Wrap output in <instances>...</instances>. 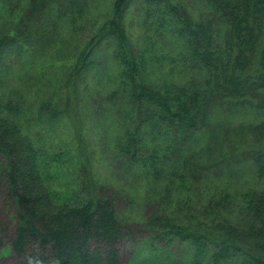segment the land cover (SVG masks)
Instances as JSON below:
<instances>
[{
	"label": "trees",
	"instance_id": "16d2710c",
	"mask_svg": "<svg viewBox=\"0 0 264 264\" xmlns=\"http://www.w3.org/2000/svg\"><path fill=\"white\" fill-rule=\"evenodd\" d=\"M4 189L20 264H264V0H0Z\"/></svg>",
	"mask_w": 264,
	"mask_h": 264
},
{
	"label": "rangeland",
	"instance_id": "374dc122",
	"mask_svg": "<svg viewBox=\"0 0 264 264\" xmlns=\"http://www.w3.org/2000/svg\"><path fill=\"white\" fill-rule=\"evenodd\" d=\"M127 24L132 27L133 30H136L138 27L137 23L134 21V19H129L127 21ZM129 29V28H128ZM138 29V28H137ZM131 31V30H130ZM132 32V31H131ZM161 72V70H160ZM252 121L254 120V117L249 113H237V115H234L233 121ZM66 131L73 133V130L70 127L69 122H66ZM21 168L24 170V167L21 166ZM4 192L0 194V223L6 224L10 223V230L11 234H14V228L16 227V219L14 216V211H13V200L10 195V193L4 189ZM139 193V198L142 195V190L138 191ZM146 205L140 204L137 200V202L131 206H129L128 211L133 217L136 216H146L149 212L150 209H144ZM149 244L146 242H139L136 247L134 245H131V243L126 240L123 242L120 250L121 254V260L123 264H140L141 259L144 258L145 252L148 251L149 249ZM145 250V252L143 251ZM105 258H106V253H105ZM0 257L3 259H0V264H20V259L22 258V255H20V258L16 257L13 254L5 255L4 252H1L0 250Z\"/></svg>",
	"mask_w": 264,
	"mask_h": 264
}]
</instances>
